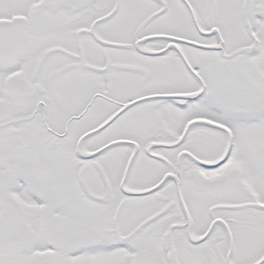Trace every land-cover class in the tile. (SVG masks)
I'll use <instances>...</instances> for the list:
<instances>
[{
    "label": "snow or ice",
    "instance_id": "1",
    "mask_svg": "<svg viewBox=\"0 0 264 264\" xmlns=\"http://www.w3.org/2000/svg\"><path fill=\"white\" fill-rule=\"evenodd\" d=\"M0 264H264V0H0Z\"/></svg>",
    "mask_w": 264,
    "mask_h": 264
}]
</instances>
